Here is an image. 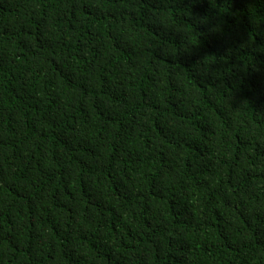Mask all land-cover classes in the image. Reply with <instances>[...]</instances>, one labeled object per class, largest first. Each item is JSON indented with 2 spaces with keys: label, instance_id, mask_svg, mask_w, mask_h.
Masks as SVG:
<instances>
[{
  "label": "trees",
  "instance_id": "16d2710c",
  "mask_svg": "<svg viewBox=\"0 0 264 264\" xmlns=\"http://www.w3.org/2000/svg\"><path fill=\"white\" fill-rule=\"evenodd\" d=\"M0 264H264V0H0Z\"/></svg>",
  "mask_w": 264,
  "mask_h": 264
}]
</instances>
